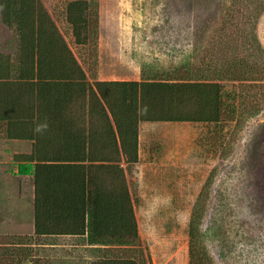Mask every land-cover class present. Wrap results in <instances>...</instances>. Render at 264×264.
Instances as JSON below:
<instances>
[{
    "label": "rangeland",
    "instance_id": "374dc122",
    "mask_svg": "<svg viewBox=\"0 0 264 264\" xmlns=\"http://www.w3.org/2000/svg\"><path fill=\"white\" fill-rule=\"evenodd\" d=\"M40 1L91 82L216 81L224 113L217 123H140L139 160L126 171L136 244L94 248L82 236H45L31 240L22 264H90L116 253L144 264H189L199 196L213 263L264 264V0H89L99 15L96 48L74 43L67 0ZM16 50L14 31L0 20V54ZM15 168L9 160L2 169ZM1 187L17 193L9 182ZM22 189L23 217L2 216L0 226L31 222L29 183Z\"/></svg>",
    "mask_w": 264,
    "mask_h": 264
},
{
    "label": "trees",
    "instance_id": "16d2710c",
    "mask_svg": "<svg viewBox=\"0 0 264 264\" xmlns=\"http://www.w3.org/2000/svg\"><path fill=\"white\" fill-rule=\"evenodd\" d=\"M0 20L17 38L14 55L0 54V133L31 141L30 153L14 154L13 160L34 186V234H0V264H22L30 258L31 240L45 236L136 244L126 171L139 160L140 123H217L224 113L221 84L91 82L40 0H0ZM66 20L75 44L96 48L99 15L89 0H67ZM202 198L189 222V264H214L201 236ZM90 264H144V259L116 253Z\"/></svg>",
    "mask_w": 264,
    "mask_h": 264
},
{
    "label": "crops",
    "instance_id": "0c3cea01",
    "mask_svg": "<svg viewBox=\"0 0 264 264\" xmlns=\"http://www.w3.org/2000/svg\"><path fill=\"white\" fill-rule=\"evenodd\" d=\"M140 126V125H139ZM140 139V135H139ZM140 141V140H139ZM5 144L9 145V150H6L4 147ZM31 141L28 140H15V139H7L0 137V218L2 216H15V217H23L22 213V205L24 203V199H22V195L19 193L22 192V186L25 183H29V189L31 190V198L34 201V186L31 179V175L25 174V173H19V162H16L13 160L14 154H27L31 151ZM9 160H12V163H14V166L16 168L13 172L4 171L2 168L4 164L8 163ZM23 168V165L22 167ZM11 183L12 185H15L17 188L14 195L10 196L7 194L6 191L3 190L1 187L4 183ZM12 196V197H11ZM3 199V201H2ZM19 200L18 204L16 201ZM5 201V203H4ZM9 201L11 204H9ZM34 207V205H33ZM33 221V222H32ZM27 222H24L23 220H15L12 223L2 224L0 226V234H15V235H33L34 234V220L32 218L31 222L26 225ZM33 223V224H32ZM32 225V226H31ZM28 228L27 231H24L25 228ZM60 236V235H57ZM66 236V235H63ZM68 236V235H67ZM70 236V235H69ZM89 247H104V245H91L84 243Z\"/></svg>",
    "mask_w": 264,
    "mask_h": 264
},
{
    "label": "clouds",
    "instance_id": "9594fccd",
    "mask_svg": "<svg viewBox=\"0 0 264 264\" xmlns=\"http://www.w3.org/2000/svg\"><path fill=\"white\" fill-rule=\"evenodd\" d=\"M40 129L39 128H37V131H39Z\"/></svg>",
    "mask_w": 264,
    "mask_h": 264
}]
</instances>
